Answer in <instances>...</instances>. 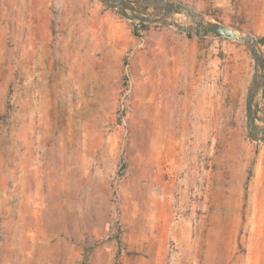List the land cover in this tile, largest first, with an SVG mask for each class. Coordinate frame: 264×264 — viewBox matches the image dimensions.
Returning <instances> with one entry per match:
<instances>
[{"label":"rangeland","instance_id":"374dc122","mask_svg":"<svg viewBox=\"0 0 264 264\" xmlns=\"http://www.w3.org/2000/svg\"><path fill=\"white\" fill-rule=\"evenodd\" d=\"M197 21L258 40L264 0H0V264L30 234L43 264H264V76L247 41L196 35ZM186 96L200 120L156 127ZM37 152L62 177L44 204L16 181Z\"/></svg>","mask_w":264,"mask_h":264},{"label":"bare ground","instance_id":"6f19581e","mask_svg":"<svg viewBox=\"0 0 264 264\" xmlns=\"http://www.w3.org/2000/svg\"><path fill=\"white\" fill-rule=\"evenodd\" d=\"M118 4H121L120 1H118ZM237 32V31H236ZM238 33V32H237ZM250 45L252 46H256L257 47V41L256 38L253 37L249 40ZM258 48V47H257ZM40 63L39 61L36 62V67L35 70H37V68H39ZM74 81H70V80H65L62 84V93L65 99V102L69 104V102L71 101V97L73 96V85ZM40 86V83H39ZM46 93V94H45ZM40 95L42 96V98L48 95L47 90L41 89L40 91ZM49 96V95H48ZM51 96V95H50ZM189 97L186 96V101L187 103L184 104V106H181V99L180 97L176 98L177 99V104L176 106H174L173 108H171L167 113L164 112L165 117L162 120H159L156 122V127H159L161 129V131H163L164 128L166 129H176L177 127H181L182 129H186L189 127V124L191 122H197L200 120H198V117L195 116L194 113V105L192 104V102L190 103V101H188ZM51 102V100H50ZM41 113L43 115H45V113L43 112V110L41 111ZM189 113V114H188ZM46 114H50V110L46 113ZM171 124V126L169 125ZM167 125V127L165 126ZM162 136V135H161ZM42 143V139H40L39 144ZM44 153V152H43ZM41 158L43 160H40V156L39 153L37 152L35 155V159L37 160V162H40V167L38 166L37 168H35V170L33 171L31 177H26L25 176V172H22L20 175H18L16 181L17 183L20 185V189H19V194L24 195V193H26L27 191L30 192L32 195L33 194H37L40 195L39 200L41 201V204H44L46 199H47V194L45 191L46 188V181L47 180H51L54 179L56 180V182L58 183L57 186V190H58V194H61V174L59 172L60 167L57 170H51L50 172H47V167L48 164L49 166H51V162L48 163L46 160V157L43 155H41ZM55 167V166H54ZM34 179H36L37 181H35ZM48 209L47 207H42V211L39 212V215H35L32 216L33 218H31L28 223L25 225V227H33V228H38V226H40L42 224L43 220H46V216L48 214ZM46 238L42 239V243L46 242ZM37 246V236L35 234H30L26 236V244L25 247L28 250H21L20 253L15 255L14 259H11L10 263L8 264H20V262H25L26 264H43V261L49 256V253L46 251H38V249H36ZM46 244H42V247H46ZM35 253V254H34ZM47 257H45V254H47ZM19 256H22L21 260H19ZM56 259V258H55ZM57 260L58 262H61V253L59 252L57 255Z\"/></svg>","mask_w":264,"mask_h":264},{"label":"water","instance_id":"95a60500","mask_svg":"<svg viewBox=\"0 0 264 264\" xmlns=\"http://www.w3.org/2000/svg\"><path fill=\"white\" fill-rule=\"evenodd\" d=\"M156 1H160V0H156ZM125 7H129L126 3H123ZM111 6H115L113 4H111ZM170 9H174L177 12H192V10L186 6L183 5L182 3H171L169 5ZM122 14L130 19L133 18H137L139 20H144L143 17L138 16V15H130L129 13H127L126 11H123ZM176 25L181 29V30H187L183 25H179L176 23ZM190 31H194L196 35H208L210 33L218 36V37H222L225 39H230V40H244L247 41L248 43L250 42L249 40L253 37L256 38V36L252 33H237L234 29L221 24V23H208L205 24L203 22H199L197 21V27H193V28H189ZM257 47L259 45V43H261L259 41V39L257 40ZM250 44V43H249ZM256 46H252V52H253V56L254 59L256 61V65L257 68H261L263 76H264V57L262 56L259 47L257 48ZM260 89V84L258 82H255L254 88L252 90V93L247 101V108H248V119H249V123H250V129H251V136H255V132H258L259 129L256 126V120L259 116V106L256 103V96L257 93ZM264 133V131H263Z\"/></svg>","mask_w":264,"mask_h":264},{"label":"trees","instance_id":"16d2710c","mask_svg":"<svg viewBox=\"0 0 264 264\" xmlns=\"http://www.w3.org/2000/svg\"><path fill=\"white\" fill-rule=\"evenodd\" d=\"M136 35H137V33H136ZM259 41L264 44V36L259 37ZM125 64H128L126 59H125ZM255 164H256V160L254 159L253 162L250 165V168H249L248 181H247V187H246V189H248L249 181L253 177ZM94 248H95V246L93 244L87 245L86 254L87 255L91 254V252L93 251Z\"/></svg>","mask_w":264,"mask_h":264}]
</instances>
